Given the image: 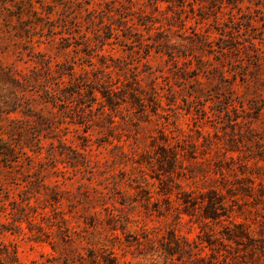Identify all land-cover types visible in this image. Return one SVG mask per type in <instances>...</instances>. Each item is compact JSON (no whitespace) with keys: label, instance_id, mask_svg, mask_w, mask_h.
<instances>
[{"label":"rangeland","instance_id":"rangeland-1","mask_svg":"<svg viewBox=\"0 0 264 264\" xmlns=\"http://www.w3.org/2000/svg\"><path fill=\"white\" fill-rule=\"evenodd\" d=\"M9 139L0 264H264V0H0Z\"/></svg>","mask_w":264,"mask_h":264},{"label":"trees","instance_id":"trees-1","mask_svg":"<svg viewBox=\"0 0 264 264\" xmlns=\"http://www.w3.org/2000/svg\"><path fill=\"white\" fill-rule=\"evenodd\" d=\"M248 20H251V18H248ZM1 72L3 73V75H5V77H7L8 81L10 83L14 84L15 86L23 87L29 81L28 75H23L22 78L20 79L19 77L12 76V73H10L9 71L6 72L5 70H1ZM10 95H11V100L15 106H18L19 103L23 102V101H21V98L18 95H16V94L14 95V92H10ZM50 95H52V94H50ZM7 98H8V96H7ZM48 101L53 103L51 100H48ZM106 105H107V107L111 108L113 105V101L111 99H107ZM16 109L17 108H12L9 111L13 112ZM9 121L14 123L13 120H9ZM8 131H10V132L16 131L17 132L16 125H12ZM1 141H2V144L0 145V158H1L0 160L4 166H8L9 164H12L13 162L17 161V160H13L12 158L17 153L16 146L19 144H14V142L11 139H9L8 141H3V140H1Z\"/></svg>","mask_w":264,"mask_h":264}]
</instances>
